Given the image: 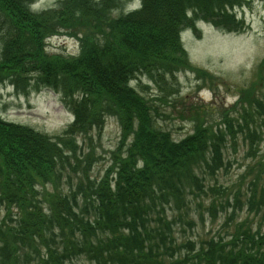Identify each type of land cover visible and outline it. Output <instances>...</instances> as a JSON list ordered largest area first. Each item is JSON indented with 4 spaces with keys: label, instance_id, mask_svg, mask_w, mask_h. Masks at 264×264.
Wrapping results in <instances>:
<instances>
[{
    "label": "trees",
    "instance_id": "trees-1",
    "mask_svg": "<svg viewBox=\"0 0 264 264\" xmlns=\"http://www.w3.org/2000/svg\"><path fill=\"white\" fill-rule=\"evenodd\" d=\"M34 1L0 0V85L24 94L50 88L73 119L49 135L0 116V264H69L80 255L93 264H264V54L233 113L192 103L193 129L179 139L156 124L164 112L131 84L141 75L155 81L164 104L176 94L179 71L211 85L215 76L190 62L181 32L197 31L198 19L242 31L234 11L241 0H139L133 10L126 0H56L33 11ZM54 35L75 38L77 54L48 52ZM107 116L120 136L97 179L89 171L93 149L81 154L76 135L100 131ZM238 140L250 157L238 183L206 186ZM65 169L63 191L57 183ZM206 198L211 220L224 213L223 229L197 248L191 239L176 244L166 206L192 224L195 205L203 223Z\"/></svg>",
    "mask_w": 264,
    "mask_h": 264
},
{
    "label": "rangeland",
    "instance_id": "rangeland-1",
    "mask_svg": "<svg viewBox=\"0 0 264 264\" xmlns=\"http://www.w3.org/2000/svg\"><path fill=\"white\" fill-rule=\"evenodd\" d=\"M56 0H37V10L46 8L55 3ZM127 1V0H126ZM237 18L242 19L245 28L240 32H224L215 26L202 23L197 31L182 33V42L188 53L189 60L195 66L202 67L215 76L212 83H203L197 79L196 74L191 71H179L172 79L177 88L176 94L167 95V103L160 99L165 98V91L153 80L141 75L132 81L138 91L145 97L151 99L154 105L164 114L157 117L156 124L170 131L171 135L179 139L192 131L190 120V106L192 103H211L208 105H220L224 110L229 109L233 113L232 104L238 98L239 90L247 87L256 79V72L260 59L264 54V0H241L234 8ZM78 46L75 38L58 35L48 41V52H75ZM0 87V114L8 120L32 126L44 133L55 135L60 133L72 120L71 113L64 107L59 94L51 89L41 88L32 90L27 94ZM258 91L264 94V78L260 82ZM264 100V96H263ZM178 110H184L179 114ZM208 111L206 117L211 120L213 126L221 124L218 114ZM120 136V126L113 116L105 118L103 128H96L87 135L77 134V145L81 148L80 153L86 154L90 147L93 149V160L90 164V174L99 178L110 164L111 152L116 148ZM264 150V141L260 143ZM224 150L225 169H219L215 176L207 174L205 184L230 185L238 183V176L244 170L250 157H245V145L238 140L233 149L230 144ZM63 170L58 187L65 191L69 186ZM74 177V175H73ZM75 178V177H74ZM40 189V185H37ZM46 188L52 190V184L46 183ZM209 199L201 202L199 207L204 216V222L199 218L198 208L192 205L189 215L192 224L186 222L187 217L175 207L166 206V216L172 221L171 234L176 244H181L188 239L199 244L215 235L223 229L225 220L224 213L218 214L217 218L211 220L207 211ZM4 213L3 203H0V217ZM156 225V224H155ZM182 253L185 251L182 248ZM33 264V263H32ZM69 264H93L85 256L80 255L70 260Z\"/></svg>",
    "mask_w": 264,
    "mask_h": 264
}]
</instances>
